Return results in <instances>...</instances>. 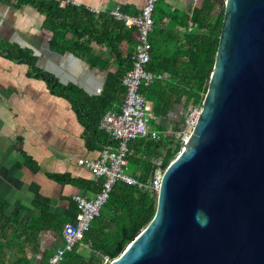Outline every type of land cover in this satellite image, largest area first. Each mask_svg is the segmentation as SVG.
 I'll use <instances>...</instances> for the list:
<instances>
[{"label":"trees","instance_id":"trees-1","mask_svg":"<svg viewBox=\"0 0 264 264\" xmlns=\"http://www.w3.org/2000/svg\"><path fill=\"white\" fill-rule=\"evenodd\" d=\"M17 1L29 3L44 14L45 25L53 32L51 46L54 50L82 56L90 66L105 71V84L100 94L81 98L84 92L79 87L72 83L62 84L53 74L35 69L37 59L29 49L10 43L1 44L0 49L8 58L31 65L34 74L44 79L54 92L73 99L80 114L85 116L88 132L98 134L99 140L103 135V141H106L103 146L112 143L110 134L100 129V121L108 110L115 107L121 110L126 94L123 77L133 66L138 43L137 27L125 25L109 12L95 13L82 5H64L60 0ZM216 4L217 0H204L202 6L194 7L192 1L184 11H174L170 19L173 25L191 26L194 31L184 34L185 41H188L185 44L179 47V40L173 41L164 49L157 47L160 33L166 28V23H162L164 7L157 4L154 17L159 25L150 34L151 60L147 69L167 76L148 85L142 83L140 92L146 98L147 109L155 113L150 131H156L158 137L149 132L129 141L128 161L142 185L117 181L100 214L90 221L84 238L65 253L60 264H107L121 248L112 241L114 233L124 230L132 239L153 219L158 196L153 188L154 180L158 171H164L180 151L183 122L191 108L202 103L215 64L223 21V12H217ZM95 45L107 49L108 54L103 49L96 53ZM178 105H183L180 121H170L169 113ZM102 182L100 177L96 191ZM33 205L39 209V215L22 224L6 213L8 203L0 199V264H47L50 249L43 252L40 260L25 257V249L29 246L33 253L40 252V236L46 233L52 234L53 239H63L64 243L61 229L66 221L57 219L50 211L49 198L38 195ZM9 233L15 237L5 241ZM8 244L19 247L20 257L7 258ZM112 248L115 250L111 251Z\"/></svg>","mask_w":264,"mask_h":264},{"label":"water","instance_id":"water-1","mask_svg":"<svg viewBox=\"0 0 264 264\" xmlns=\"http://www.w3.org/2000/svg\"><path fill=\"white\" fill-rule=\"evenodd\" d=\"M216 8L197 122L163 172L153 219L108 264H264V0Z\"/></svg>","mask_w":264,"mask_h":264},{"label":"crops","instance_id":"crops-1","mask_svg":"<svg viewBox=\"0 0 264 264\" xmlns=\"http://www.w3.org/2000/svg\"><path fill=\"white\" fill-rule=\"evenodd\" d=\"M60 1L64 5L85 6L95 13H111L120 6L125 12L136 14L147 0ZM192 1L194 7L200 4L199 0H159L158 4L164 7L162 23H166V28L160 33L157 47L164 49L178 40L180 47L188 42L184 34L194 31L193 28L173 25L170 19L174 11H184ZM155 22L154 29L159 25L156 19ZM52 38L44 14L33 5L0 0V45L10 43L29 49L37 59L35 69L53 74L62 84L79 87L84 92L81 98L100 94L107 73L90 66L82 56L57 52L51 46ZM100 49L108 54L104 47L94 46L96 53ZM35 69L27 62L8 58L0 49V199L8 203L6 213L22 224L39 215V209L33 205L38 195L49 198L50 211L57 219L74 220L78 210L74 196H94L100 179L78 161L99 157L106 141L103 135L99 140L98 134L88 132L85 116L80 114L74 100L54 92L44 79L34 74ZM176 110L179 111L175 113ZM182 114L183 105H178L170 111L169 120L178 122ZM127 171L133 174L129 162ZM6 236L5 241L15 237L12 233ZM40 242L39 253H33L30 246L25 249L26 258L40 260L48 249L51 256L63 239H53L52 234L46 233L40 236ZM6 253L9 259L21 255L17 245L8 244Z\"/></svg>","mask_w":264,"mask_h":264},{"label":"built area","instance_id":"built-area-1","mask_svg":"<svg viewBox=\"0 0 264 264\" xmlns=\"http://www.w3.org/2000/svg\"><path fill=\"white\" fill-rule=\"evenodd\" d=\"M158 2L159 0H147L141 11L136 14L122 11L120 6L111 11L117 20L123 21L129 27L135 26L138 30L133 66L123 77L126 94L121 110H108L100 121V129L110 134L112 143L104 145L96 159H79L78 161L89 167L98 177L103 178L100 189L92 197L82 194L74 196L78 208L77 214L74 220H68L63 224L61 233L64 243L54 250L47 264H60L65 253L72 250L84 238L90 221L100 214L117 181L142 185L137 177L127 171L129 141L148 135L151 132L148 123L156 118L155 113L147 109L146 98L140 92V86L142 83L148 85L157 78L164 77L162 73L147 69V64L151 60L150 34L155 28L154 12ZM200 111L201 106H193L183 122L182 138L184 140L189 137ZM151 133L153 137H158L156 131ZM163 172L158 171L154 180L153 188L156 191H159Z\"/></svg>","mask_w":264,"mask_h":264},{"label":"rangeland","instance_id":"rangeland-1","mask_svg":"<svg viewBox=\"0 0 264 264\" xmlns=\"http://www.w3.org/2000/svg\"><path fill=\"white\" fill-rule=\"evenodd\" d=\"M181 105H179V107H180ZM196 106H202V103L201 104H198V105H196ZM179 110H176V112L175 113H177ZM180 114V113H179ZM177 118H178V115H175ZM176 119V118H175ZM153 123H154V121L153 120H151V121H149V123H148V126H149V128H151L152 127V125H153ZM189 130V129H188ZM134 238V237H133ZM132 238V239H133ZM130 237H129V235L127 234V231H124V230H122L120 233H118V234H115L114 233V235H113V242L115 243V245H117L118 247L120 246L121 248H120V251H119V254L124 250V248L131 242V240H132ZM130 240V241H129ZM63 245V244H62ZM111 251H113V250H115L114 248H112V249H110ZM119 254H117L116 256H118ZM114 258V257H113ZM109 262V261H108ZM108 264V263H107Z\"/></svg>","mask_w":264,"mask_h":264},{"label":"bare ground","instance_id":"bare-ground-1","mask_svg":"<svg viewBox=\"0 0 264 264\" xmlns=\"http://www.w3.org/2000/svg\"><path fill=\"white\" fill-rule=\"evenodd\" d=\"M124 23V22H123ZM89 24V23H88ZM89 26V25H88ZM93 28V27H92ZM64 29H65V27H64ZM57 36H59V35H57ZM87 46V45H86ZM86 49H89V47L88 48H86ZM93 50V49H92ZM77 52V51H76ZM47 75V74H46ZM56 77V76H55ZM59 82V81H58ZM60 85V84H59ZM71 87V86H70ZM63 88V87H62ZM74 88V87H73ZM54 89V88H53ZM52 89V90H53ZM69 92V91H68ZM68 94V93H67ZM66 95V94H65ZM77 95V94H76ZM76 103V102H75ZM82 105V104H81ZM83 106V105H82ZM79 111V110H78ZM77 111V112H78ZM80 115V114H79ZM89 117V116H88ZM91 123V122H90ZM44 173H46V172H44ZM50 173V172H49ZM54 176V175H53ZM65 176V175H64ZM67 180V179H66Z\"/></svg>","mask_w":264,"mask_h":264},{"label":"clouds","instance_id":"clouds-1","mask_svg":"<svg viewBox=\"0 0 264 264\" xmlns=\"http://www.w3.org/2000/svg\"><path fill=\"white\" fill-rule=\"evenodd\" d=\"M157 193H158V191H157ZM115 258V257H114ZM112 259V258H111ZM111 259H109V261L111 260Z\"/></svg>","mask_w":264,"mask_h":264}]
</instances>
